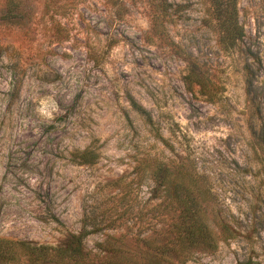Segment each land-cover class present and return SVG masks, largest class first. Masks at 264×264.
<instances>
[{
	"label": "rangeland",
	"instance_id": "374dc122",
	"mask_svg": "<svg viewBox=\"0 0 264 264\" xmlns=\"http://www.w3.org/2000/svg\"><path fill=\"white\" fill-rule=\"evenodd\" d=\"M236 3L231 39L211 0H0V238L85 229L97 259L112 243L137 264H264V0ZM146 159L205 180L213 250L136 243ZM116 205L134 211L112 222Z\"/></svg>",
	"mask_w": 264,
	"mask_h": 264
},
{
	"label": "trees",
	"instance_id": "16d2710c",
	"mask_svg": "<svg viewBox=\"0 0 264 264\" xmlns=\"http://www.w3.org/2000/svg\"><path fill=\"white\" fill-rule=\"evenodd\" d=\"M236 2L211 0L218 25L228 22L223 33L231 39L236 34ZM138 110L145 113L142 108ZM87 155H80L82 161ZM136 172L140 182L144 178L152 181L151 199H155L150 207L142 205L134 213L139 223L135 238L137 244L156 253H169L179 259L187 258L194 250L209 251L217 246L219 236L208 219L210 191L202 176L185 163L168 164L155 159L140 162ZM130 192L119 194L117 198L128 203L130 198L126 200V197ZM109 210L115 214L112 222L130 216L134 211L125 206L118 208L117 205ZM222 230L221 235H225L226 229L222 227ZM147 231V236H141ZM90 232L83 229L82 233L71 235L60 246L34 245L31 242L0 238V264H137L129 256L132 254L112 243L103 248L106 252L104 256L98 259L91 257L83 242V236Z\"/></svg>",
	"mask_w": 264,
	"mask_h": 264
}]
</instances>
